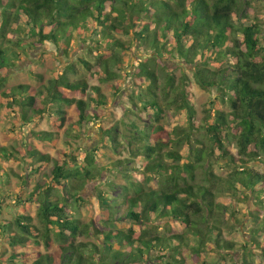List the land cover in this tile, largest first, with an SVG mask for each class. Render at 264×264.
<instances>
[{
  "label": "trees",
  "instance_id": "16d2710c",
  "mask_svg": "<svg viewBox=\"0 0 264 264\" xmlns=\"http://www.w3.org/2000/svg\"><path fill=\"white\" fill-rule=\"evenodd\" d=\"M0 6V114H10L16 124L47 118L66 132H86L91 121L104 115L111 96L124 88L115 70L124 60L122 53L143 52L128 73L132 92L122 100L127 119L100 127V150L57 149L52 156L27 145L20 152V158H34L25 167L33 190L20 201L38 206L42 227L25 212L7 224L0 220L8 244L27 251H12L10 262L208 264L205 258L216 252L242 250L239 264H255L248 258L252 249L264 256V173L250 168L255 160L264 164V42L261 24L250 13L252 0H0ZM21 19L36 38L34 45L51 42L66 49L73 38L90 40L86 57L78 58L86 77L70 79V73H79L70 64L39 87L19 83L7 88L11 66L22 57L15 49L24 52L18 38ZM117 34L131 36V42ZM165 54L192 65L195 82L214 88L229 110L219 107L217 96L206 110L205 126H197L187 79L176 82L162 62ZM71 105L76 120L65 109ZM169 109L186 111L188 129L165 126ZM201 128L210 149L193 137ZM31 131L39 141L57 143V132ZM232 141L236 152L230 150ZM184 146L189 158L179 153ZM14 149L0 143V156L19 158ZM214 149L233 167L224 189L211 170ZM198 170L205 183L197 181ZM0 172L7 174L5 168ZM94 182H99L97 202L108 212L103 225L81 222L72 209L84 202L81 191ZM225 192L240 193L250 202L245 215L253 226L243 244L223 235L222 212L229 207L236 220L234 203L225 204L219 196ZM125 219L131 224L127 229L114 224ZM82 236L99 241H83Z\"/></svg>",
  "mask_w": 264,
  "mask_h": 264
},
{
  "label": "rangeland",
  "instance_id": "374dc122",
  "mask_svg": "<svg viewBox=\"0 0 264 264\" xmlns=\"http://www.w3.org/2000/svg\"><path fill=\"white\" fill-rule=\"evenodd\" d=\"M253 8L250 10L252 16L255 17L258 22H260L262 27V41L264 42V0H252ZM1 8V6H0ZM25 19V17H23ZM24 19L19 20V26L21 28V34L18 38L24 42L22 52L20 49L16 48V45H10L13 48L15 47L16 51L19 52L22 57L20 60L15 61V65L11 66L10 72L8 74V82L6 87H10L19 83L29 84L35 87H39L42 84L46 83L48 79L55 78L59 75L63 68L67 67L70 64H74L77 70L78 75L69 74L70 79H76V76L86 77V73L79 66V56L86 57V48L91 43L90 40L86 43L81 39L73 38L70 42L69 47L64 49L63 46L58 47L57 45L51 42H45L43 45H34L36 38L30 33L29 25L24 22ZM0 21H1V11H0ZM89 24V22H88ZM88 26V25H87ZM91 26V25H90ZM91 29V27H88ZM87 32V31H86ZM118 38L124 43L128 44L131 42V36L117 34ZM16 40V38H14ZM66 50V51H65ZM143 54L140 50L133 48L132 51L126 50L122 53L123 62L120 64L116 71L121 72V83L123 85V90L119 94L112 95L109 99L110 101L104 107V115L101 119L96 121H91L87 125V131L84 133H75L74 131L66 132L64 128H58L52 125L47 118L38 121L35 124L26 125L19 122L15 123L14 119L10 114L2 115L0 114V143L4 147L10 149L16 148L14 154L18 157L4 158L0 156V171L1 168H5L7 174L0 172V220L7 222H12L19 215V213H27L31 219L32 223L37 227L41 228L39 222V217L37 216L38 206L32 202H22L25 198V195L33 190L32 183L26 177L25 167L27 160L30 162L34 161V158H20L22 155L20 152H25L27 145L29 147L39 150L41 153H48L52 156L56 155L57 149H63L67 152L80 150H94L99 149L98 144L101 138L99 132L100 127L106 128L112 124L118 123L120 118H126L123 116V102L122 100H128L129 95L132 92V88L129 85V75L133 71L132 66L138 64V56ZM162 62L167 67L168 71L175 76L176 82H178L182 77H186V86L191 90L194 99V108H195V117L194 121L197 126H205L204 117L207 114L206 110L210 106V101L216 99L218 96L217 91L214 88L204 89L200 87L193 77V66L184 64L178 57H172L171 55H164ZM162 81V80H161ZM111 82H116L111 80ZM107 83H101V86H105ZM109 95L111 92L109 91ZM124 97V98H121ZM217 104L220 108L224 110H229L227 104L220 102V97L218 96ZM65 109L68 112V117L73 120H76V109L74 105L66 106ZM0 110L2 107L0 106ZM166 118L164 119L165 126L171 130L174 126H182L188 129V122L186 120V111L185 110H174L169 109L166 113ZM36 130H48L58 133V140L56 144H51L49 142H43L32 137V129ZM78 136H77V135ZM199 138L203 141L205 146L210 149L211 142L208 139L204 128L199 129L193 135L194 138ZM199 146V145H198ZM230 150L236 152V145L232 141ZM100 150V149H99ZM123 156H128L125 149L121 150ZM97 154V151L94 152ZM100 153V151H99ZM179 153L182 158H189V151L186 146L181 147ZM110 156V154L108 153ZM107 156V155H106ZM118 156V155H117ZM107 158V157H106ZM212 166L211 170L218 176L219 186L221 189H224V179L229 176L233 167L227 165L220 156L219 150L214 149V154L211 159ZM34 163V162H33ZM250 168L255 169L259 172L264 173V164L258 162L257 160L250 163ZM197 181L200 183H205L203 180V175L200 170L197 171ZM103 178L106 176L103 174ZM26 181V182H25ZM99 185V182H94L88 184L81 194L84 196L85 200L83 203H80L78 206L73 207L75 209L74 215L83 223H88L94 221L98 225H103L104 221L108 216L107 209L104 206H101L97 202L96 198V186ZM104 183H100V188H104ZM61 192V191H60ZM28 196V195H27ZM223 196L224 203L230 204L234 203L236 213L233 219L229 215V207H227L222 212V217L226 220L225 225L222 227L223 235L227 240L235 241L239 244H243L246 239H249V229L253 224L249 222V218L246 214V211L251 208L250 202H245L242 200V196L239 193L230 194L223 193L219 194ZM21 200V201H20ZM253 200V199H252ZM228 206V205H227ZM219 218H221V213H219ZM238 222V223H237ZM118 228L127 229L131 224L126 219L123 221H115L114 223ZM12 228L14 227L11 225ZM181 228V226H179ZM80 240L83 241H92L98 242L95 236L92 237H80ZM128 247L126 246L125 249ZM43 249V248H41ZM252 249V248H251ZM253 255L248 256L252 259L255 264H264V256L259 249H252ZM27 252L26 249L21 247H11L8 244L4 233L0 229V264H25L22 260L13 259V263L8 259V255L12 252ZM7 256V257H5ZM7 258V259H2ZM243 258L242 250L233 251L230 254L222 253L219 251L215 253L213 257H206L205 261L208 264H239ZM156 260L150 261V264H155Z\"/></svg>",
  "mask_w": 264,
  "mask_h": 264
}]
</instances>
